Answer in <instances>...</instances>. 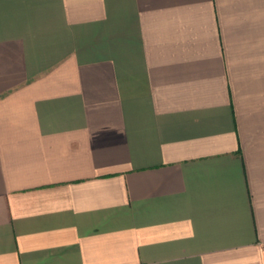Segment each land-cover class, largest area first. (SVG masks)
<instances>
[{
  "label": "crops",
  "instance_id": "0c3cea01",
  "mask_svg": "<svg viewBox=\"0 0 264 264\" xmlns=\"http://www.w3.org/2000/svg\"><path fill=\"white\" fill-rule=\"evenodd\" d=\"M0 264H264V0H0Z\"/></svg>",
  "mask_w": 264,
  "mask_h": 264
}]
</instances>
